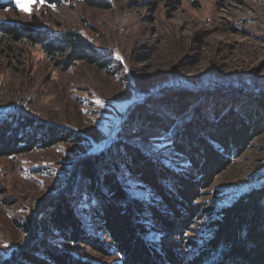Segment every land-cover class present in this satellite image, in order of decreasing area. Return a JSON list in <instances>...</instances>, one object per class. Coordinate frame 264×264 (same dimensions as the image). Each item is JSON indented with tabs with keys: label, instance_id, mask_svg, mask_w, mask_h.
Returning a JSON list of instances; mask_svg holds the SVG:
<instances>
[{
	"label": "rangeland",
	"instance_id": "374dc122",
	"mask_svg": "<svg viewBox=\"0 0 264 264\" xmlns=\"http://www.w3.org/2000/svg\"><path fill=\"white\" fill-rule=\"evenodd\" d=\"M107 1L104 10L84 0H20L25 11L17 0H0V23L77 32L113 58L106 70L83 62L63 70L40 45L0 37V117L20 112L83 139L0 158V263L33 236L31 219L72 176L73 162L106 149L112 130L145 97L168 89L264 96L257 94L264 88V0ZM124 138L159 151L171 133L140 128ZM263 186L264 133L215 177L201 202L215 211ZM201 229L188 235L201 242ZM61 249L96 264L119 262L83 245Z\"/></svg>",
	"mask_w": 264,
	"mask_h": 264
},
{
	"label": "trees",
	"instance_id": "16d2710c",
	"mask_svg": "<svg viewBox=\"0 0 264 264\" xmlns=\"http://www.w3.org/2000/svg\"><path fill=\"white\" fill-rule=\"evenodd\" d=\"M84 3L110 8L107 0ZM0 37L40 45L63 70L113 64L73 31L0 23ZM219 90H160L135 104L106 149L73 162L72 176L31 219L33 236L0 264H96L62 244L116 257L114 264H264V186L215 211L201 202L215 177L264 133V96ZM140 128L171 133L169 146L151 150L124 138ZM82 140L20 112L0 117V158ZM196 227H203L201 242L188 235Z\"/></svg>",
	"mask_w": 264,
	"mask_h": 264
},
{
	"label": "water",
	"instance_id": "95a60500",
	"mask_svg": "<svg viewBox=\"0 0 264 264\" xmlns=\"http://www.w3.org/2000/svg\"><path fill=\"white\" fill-rule=\"evenodd\" d=\"M120 121H121V120H120ZM120 121H119V123L116 125L115 129L112 130V134L110 135V139H109L108 142L106 143L105 148H106V147L112 142V139H113V137L115 136V134H116V132H117V130H118V128H119ZM97 152H98V151H97ZM97 152H95V153H97Z\"/></svg>",
	"mask_w": 264,
	"mask_h": 264
},
{
	"label": "snow or ice",
	"instance_id": "6c2138e0",
	"mask_svg": "<svg viewBox=\"0 0 264 264\" xmlns=\"http://www.w3.org/2000/svg\"><path fill=\"white\" fill-rule=\"evenodd\" d=\"M39 2H43V0H39ZM17 3L20 4L22 10H25V11H28L29 10L26 5H23V4L20 3V0H17Z\"/></svg>",
	"mask_w": 264,
	"mask_h": 264
}]
</instances>
